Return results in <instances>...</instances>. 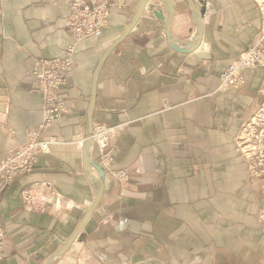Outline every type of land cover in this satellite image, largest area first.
Masks as SVG:
<instances>
[{
	"label": "crops",
	"instance_id": "1",
	"mask_svg": "<svg viewBox=\"0 0 264 264\" xmlns=\"http://www.w3.org/2000/svg\"><path fill=\"white\" fill-rule=\"evenodd\" d=\"M143 1L125 0L102 35L77 45L63 93L70 111L43 132L59 144L32 171L4 187L0 180L8 233L0 264H48L100 186L89 219L51 264H264V183L249 182L238 145L261 101L264 68L247 70L239 89L220 88L224 68L260 34L259 7L255 0H205L199 39L189 1L172 0L171 35L187 49L180 50L149 8L169 17L166 0H145L135 21ZM68 11L67 0H0V158L43 123L31 72L37 58L62 57L74 42ZM97 124L123 133L114 141L117 159L106 166L99 152L88 162L80 143ZM35 184L57 193L42 198L46 212L24 201Z\"/></svg>",
	"mask_w": 264,
	"mask_h": 264
},
{
	"label": "built area",
	"instance_id": "2",
	"mask_svg": "<svg viewBox=\"0 0 264 264\" xmlns=\"http://www.w3.org/2000/svg\"><path fill=\"white\" fill-rule=\"evenodd\" d=\"M255 1L262 17L260 34L252 47L244 51L230 67L223 71L220 88H238L245 82L246 70L256 67L264 68V0ZM124 4L125 0H70L67 25L75 40L80 42L92 35L100 36L111 24L113 11L123 7ZM74 53L75 47L72 45L66 49L61 58L37 61L33 74L38 80V91L44 101L43 123L28 135L25 143L8 150L5 156L0 158V180L3 187L12 183L18 176L32 171L39 163V156L48 153L54 143L60 142L55 137L43 139L41 135L47 127L70 111L71 107L64 99L63 92L67 86L68 73L75 67ZM257 110L256 131L260 133V139L256 150L250 154L242 145H239V149L249 162L250 178L264 180V100ZM115 132L119 135L118 126L97 124L90 136L93 142L91 150L95 145L102 152L103 155H100L103 156L105 164L113 158V149L109 150V140L110 135ZM85 140L86 138H82L81 145L84 146ZM120 176L127 178V173L121 172ZM47 193L52 196L57 195L55 189H51L50 186L35 184L32 189L23 192V198L26 203H34L36 210L46 212L47 205L41 200ZM7 234V229L0 221V262L4 258L3 245Z\"/></svg>",
	"mask_w": 264,
	"mask_h": 264
},
{
	"label": "rangeland",
	"instance_id": "3",
	"mask_svg": "<svg viewBox=\"0 0 264 264\" xmlns=\"http://www.w3.org/2000/svg\"><path fill=\"white\" fill-rule=\"evenodd\" d=\"M68 1V0H67ZM126 4V3H125ZM125 4H124V6H125ZM68 8H69V11H68V15H67V17H66V27H67V30H68V32H69V34L71 35V37H72V39H73V43H71V44H69L68 46H67V48L69 47V46H72V45H74V47H75V52H76V49H77V45L79 44V43H81L82 41H84L85 39H87L88 37H86V38H84V39H82V41H80V42H77L76 40H75V38L73 37V35H72V33H71V31H70V29H69V27H68V25H67V19H68V16H69V12H70V0L68 1ZM122 8V7H121ZM118 9H120V8H118ZM115 10H117V9H115ZM261 14V13H260ZM262 18V17H261ZM113 19V18H112ZM112 22V21H111ZM107 28V27H106ZM105 28V29H106ZM261 28H262V25H261ZM104 29V30H105ZM261 31V30H260ZM104 32V31H103ZM103 34V33H102ZM101 34V35H102ZM92 36H94V35H92ZM92 36H89V37H92ZM256 41V40H255ZM254 41V42H255ZM252 47V46H251ZM66 48V49H67ZM250 48V47H249ZM248 48V49H249ZM66 49H65V51H66ZM75 54V53H74ZM241 56V54L239 55V57ZM63 57V56H62ZM238 57V58H239ZM58 58H61V57H58ZM237 58V59H238ZM40 59H45V58H37L36 59V61H35V63H34V66H33V69H32V75L34 76V74H33V70H34V67H35V65H36V63H37V61L38 60H40ZM56 59V58H55ZM237 59H235L233 62H231L227 67H225L224 68V70L226 69V68H228V67H230L231 66V64H233ZM45 60H53V59H45ZM73 60H74V55H73ZM74 63H75V61H74ZM256 68H261V67H256ZM253 69H255V68H253ZM223 70V71H224ZM248 70H250V69H248ZM247 71V70H246ZM245 71V72H246ZM245 72H244V77H245ZM70 73V72H69ZM69 73H68V75H69ZM223 73V72H222ZM222 73H221V76H222ZM35 77V76H34ZM35 79L37 80V78L35 77ZM37 82H38V80H37ZM245 82H246V79H245ZM245 82L240 86V87H238V88H227V89H223V88H221L223 91L224 90H230V89H239V88H241L244 84H245ZM67 84H68V81H67ZM220 87H221V83H220ZM66 88H67V86H66ZM38 89H39V84H38ZM261 93H260V95H261V101H260V103H259V105L257 106V108L255 109V111H254V113L252 114V116L249 118V120H247L245 123H244V125H243V127H242V131H241V133H240V135H239V137H238V145H242V147L243 148H245L250 154H253L254 153V151L256 150V146L258 145V142H259V139H260V133H258L257 131H256V122H257V119L255 118V116H256V114H257V109L259 108V106L261 105V103H262V101L264 100V85H263V87L261 88ZM39 93H40V91H38ZM64 93V92H63ZM41 94V93H40ZM42 99H43V97H42ZM43 109H44V101H43ZM65 115V114H64ZM63 115V116H64ZM62 116V117H63ZM61 117V118H62ZM60 118V119H61ZM59 119V120H60ZM59 120H57L54 124H56ZM54 124H52L51 126H49V127H47L46 129H49L50 127H52ZM107 126H109V125H107ZM39 127V126H38ZM45 129V130H46ZM36 130V129H35ZM44 130V131H45ZM122 131L124 130V128H122L121 129ZM43 131V132H44ZM32 131H30L29 133H28V135L31 133ZM119 133V135L115 132V134H111L110 135V140H109V142H110V145H109V150H111V149H113V158H111L107 163L108 164H112V163H114L115 162V160L117 159V146L115 145V143H114V141H115V139L118 137V136H120V135H122L121 134V132H118ZM42 138H43V133H42ZM51 137H55L58 141H59V139H58V137H56V136H49V137H47V138H43V139H50ZM82 138H86V140H87V136H82L81 138H80V142L82 141ZM86 140H85V142H86ZM84 142V143H85ZM93 143V142H92ZM56 144H59V143H54L53 145H56ZM52 145V146H53ZM85 145V144H84ZM94 145V144H93ZM51 146V147H52ZM50 150H51V148H50ZM99 152L100 154H102V152L94 145V147H93V149L92 150H90V153L91 152ZM242 153V152H241ZM103 155V154H102ZM244 156V155H243ZM99 159H100V161H101V163H103V165H105L106 166V164L104 163L105 162V160L103 159V156H101V155H99ZM246 159V158H245ZM247 160V159H246ZM247 163H248V180H249V182L250 183H256V182H262V183H264V180H259V179H256V178H253V179H251L250 178V176H249V162H248V160H247ZM107 164V165H108ZM121 172H126L127 173V178H123V180H128L129 179V173H128V171H125V170H123V171H121ZM121 177V176H120Z\"/></svg>",
	"mask_w": 264,
	"mask_h": 264
},
{
	"label": "water",
	"instance_id": "4",
	"mask_svg": "<svg viewBox=\"0 0 264 264\" xmlns=\"http://www.w3.org/2000/svg\"><path fill=\"white\" fill-rule=\"evenodd\" d=\"M189 4L191 6V8L194 10V12L196 13V19H197V28H198V38H201L202 35V17L205 15L206 13V1L205 0H198L197 2L194 0H188ZM166 4L168 7V11H169V17H166L163 13V11L158 8L155 4H152L149 6V8L154 12V14L161 19L165 24H166V30H167V36L169 37V39L172 41V43L180 50H187V49H181L179 48L173 41V35H171V25H172V20H173V15L175 12V7L173 5V1L172 0H166ZM146 6V2L145 0L142 2L137 17L135 19L138 20L141 15L143 14L144 8ZM135 21H133V23L131 24V26H133L135 24ZM130 26V27H131ZM130 29L127 30L126 33H124V35H122V37H120L119 39L116 40V42L113 44V46H115L116 44H118L120 41H122L124 39V37L126 36V34L128 33ZM198 39V40H199ZM196 48L190 50V51H194L196 50ZM198 56H202V57H206V53H198ZM93 133V131H92ZM91 133V129H90V134L87 135V140L85 142L84 145V155L86 157V160L89 162L90 161V150H91V146H92V141L90 139V136L92 135ZM102 191L103 188L102 186H100L99 190H98V196L96 201L94 202V204L89 208V210L87 211L82 223L80 224L78 230L75 232V234L65 243L64 247L62 249H60L59 251H57L50 259L48 264H51L52 261L54 260V258H56L57 256L61 255L62 253H64L69 246L72 244V242L74 241V239L76 238V236H78L81 228L83 227V225L85 224V222L89 219L91 213L93 212V210L95 209V207L97 206L98 202L100 201L101 195H102Z\"/></svg>",
	"mask_w": 264,
	"mask_h": 264
}]
</instances>
